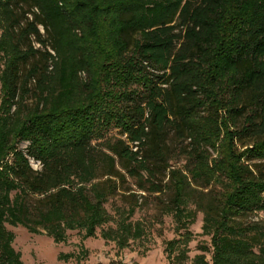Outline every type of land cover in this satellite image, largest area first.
<instances>
[{
  "label": "trees",
  "instance_id": "trees-1",
  "mask_svg": "<svg viewBox=\"0 0 264 264\" xmlns=\"http://www.w3.org/2000/svg\"><path fill=\"white\" fill-rule=\"evenodd\" d=\"M147 196L191 264H264V0H0V264L7 227L126 249Z\"/></svg>",
  "mask_w": 264,
  "mask_h": 264
},
{
  "label": "rangeland",
  "instance_id": "rangeland-1",
  "mask_svg": "<svg viewBox=\"0 0 264 264\" xmlns=\"http://www.w3.org/2000/svg\"><path fill=\"white\" fill-rule=\"evenodd\" d=\"M39 30L43 35L42 29ZM33 47L39 49L35 43ZM25 147L26 144L20 145L21 149ZM30 164L33 170H39L40 166L36 162L31 161ZM126 182L127 187L134 191L132 181L127 179ZM161 200L164 201V198ZM141 202L139 201L142 207L136 210L131 221L141 222L145 234L141 239L130 242L123 250H119L112 242L103 241L99 230L95 238L85 240L82 239V233L69 232L64 244H54L51 238L43 234H29L22 228L7 227V230L14 235L12 247L20 254L23 264H169L167 243L172 240L182 242L186 231L190 233L191 238L186 245L187 259L182 264H191V260L201 254V248H209V238L201 235L200 213L186 231H177L173 218L161 213L153 196H147L145 201ZM116 207H124L119 197L110 199L106 204V209L111 215H114ZM257 218L263 219V215L259 214ZM178 247L182 248L181 245ZM59 255H72V258L66 262L59 261ZM173 256L170 264H179ZM205 257L207 261L210 260V254L206 253Z\"/></svg>",
  "mask_w": 264,
  "mask_h": 264
}]
</instances>
